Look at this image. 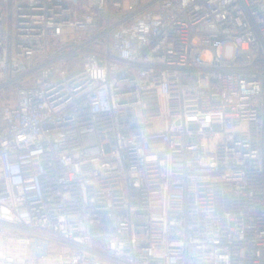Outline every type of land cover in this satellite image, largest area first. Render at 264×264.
I'll return each instance as SVG.
<instances>
[{
    "label": "built area",
    "instance_id": "1",
    "mask_svg": "<svg viewBox=\"0 0 264 264\" xmlns=\"http://www.w3.org/2000/svg\"><path fill=\"white\" fill-rule=\"evenodd\" d=\"M79 1L0 0V264H264V0Z\"/></svg>",
    "mask_w": 264,
    "mask_h": 264
},
{
    "label": "rangeland",
    "instance_id": "2",
    "mask_svg": "<svg viewBox=\"0 0 264 264\" xmlns=\"http://www.w3.org/2000/svg\"><path fill=\"white\" fill-rule=\"evenodd\" d=\"M145 1V0H144ZM84 0H80L78 3H77V7L78 8H80L83 4H84ZM73 6H74V4H73ZM226 52L228 53V54H230L231 52H232V47L231 46H228L227 47V49H226Z\"/></svg>",
    "mask_w": 264,
    "mask_h": 264
}]
</instances>
